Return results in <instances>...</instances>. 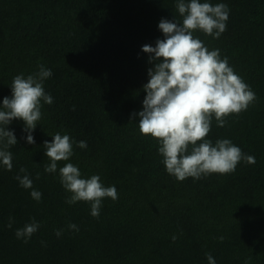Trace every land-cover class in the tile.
<instances>
[{"label": "trees", "instance_id": "16d2710c", "mask_svg": "<svg viewBox=\"0 0 264 264\" xmlns=\"http://www.w3.org/2000/svg\"><path fill=\"white\" fill-rule=\"evenodd\" d=\"M209 2L228 6L226 31L193 35L219 49L257 98L224 127L213 118L207 138L229 139L255 163L178 181L158 142L140 133L139 117L130 120L142 110L152 67L142 46L164 38L162 18L182 21L176 0H0V101L11 97L14 76L41 64L51 69L44 90L53 98L42 102L35 144L22 120L7 126L17 144L9 149L13 169L0 165V264H208L206 254L216 264H264V0ZM57 132L72 139L73 156L46 173L43 143ZM68 162L82 178L99 175L116 188L118 199L104 198L98 217L88 202H65L59 168ZM21 167L39 202L14 178ZM33 218L38 231L27 243L17 239Z\"/></svg>", "mask_w": 264, "mask_h": 264}, {"label": "clouds", "instance_id": "9594fccd", "mask_svg": "<svg viewBox=\"0 0 264 264\" xmlns=\"http://www.w3.org/2000/svg\"><path fill=\"white\" fill-rule=\"evenodd\" d=\"M176 10L182 21L162 18L158 28L164 38L157 39L154 47L142 46L152 67L148 68L149 79L142 86L146 93L142 110L134 112L130 120L139 117L140 133L158 142V153L167 173L178 181L230 174L241 161L254 164L255 157L243 153L229 139H218L213 145L207 138L212 120L215 118L217 126L224 127L227 117L246 111L257 97L235 73L227 57L221 58L219 49L209 50L193 35L200 31L218 39L226 31L229 9L225 3L213 5L209 0H176ZM51 75V69L41 64L33 74L14 76L11 97L0 101V165L8 171L13 169L9 149L17 144V138L7 126L13 120H22L27 143L35 144L31 133L42 117V102L53 103L52 96L44 90V81ZM52 137L51 142L43 143L45 156L50 160L44 169L46 173H56L57 162L69 161L73 156V141L68 134L57 132ZM77 146L86 148L87 143L79 141ZM19 173L14 178L22 188L32 189L31 197L39 202L41 193L33 188L27 170L21 167ZM59 181L69 194L65 202L90 203L93 217L99 216L104 198L118 199L114 186L105 187L99 175L82 178L80 169L70 162L59 168ZM12 223L10 217L7 227L11 228ZM39 227L33 218L17 228L15 236L27 243ZM68 227L79 230L75 224ZM61 234L62 230L56 231L57 237ZM206 256L208 264H216L210 254Z\"/></svg>", "mask_w": 264, "mask_h": 264}]
</instances>
